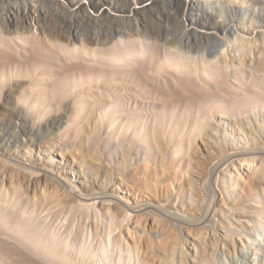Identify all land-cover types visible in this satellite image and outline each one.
I'll return each mask as SVG.
<instances>
[{
  "label": "bare ground",
  "instance_id": "bare-ground-1",
  "mask_svg": "<svg viewBox=\"0 0 264 264\" xmlns=\"http://www.w3.org/2000/svg\"><path fill=\"white\" fill-rule=\"evenodd\" d=\"M6 1L11 11L0 14V81L20 76L34 81L18 98L6 91L2 99L6 88L0 93L16 137L7 142L0 128V169L8 167L5 175L15 177L21 167L53 181L72 199L84 227L70 228L68 218L54 226L38 209L22 204L18 191H7L3 179L0 264H144L140 244L150 228H141L139 217L155 210L168 218L183 217L178 209L171 212L165 204L140 198L144 192L136 176L141 172L146 188L186 181L188 196L181 189L172 194L175 202L187 198L197 206L198 196L208 201L191 223L204 227L202 244L210 236L222 252L200 260L196 243L186 238L180 261L171 264H264V30L259 35L250 29L256 11L248 0ZM106 5L110 10H103ZM178 15L183 28L161 23L170 24ZM201 15L212 30L194 27L196 20L203 23ZM217 19L223 22L219 32L214 30ZM256 45L261 49L258 65ZM103 85L122 91L104 93ZM147 95L158 100L156 105ZM90 123L101 151H107L80 159L77 142L64 139L76 134L88 141L83 133ZM37 145L50 148L40 168L32 157ZM12 146L30 152L27 161L8 158ZM129 156L142 165L125 174V191H96L99 179L87 183L89 171L96 178L99 172L122 174ZM57 158L62 172L70 168L67 173L75 176L79 167L84 181L55 172ZM179 158L183 161L174 160ZM36 184L29 180V188ZM258 189L260 198L254 196ZM217 191L253 203V209L243 207V222L235 224L224 215L227 201ZM222 234L240 256L227 254Z\"/></svg>",
  "mask_w": 264,
  "mask_h": 264
},
{
  "label": "rangeland",
  "instance_id": "rangeland-1",
  "mask_svg": "<svg viewBox=\"0 0 264 264\" xmlns=\"http://www.w3.org/2000/svg\"><path fill=\"white\" fill-rule=\"evenodd\" d=\"M68 4V0H63ZM190 1V0H188ZM149 2H147L148 5ZM88 4V1H87ZM248 5L253 7V10L256 11V19H255V25L253 27H250V29L253 31H258L259 35L261 34V30H264V0H248ZM8 2L6 0H0V14H4L7 12H10L11 9H8ZM238 9V8H237ZM103 10H110L109 5H106ZM204 10V9H203ZM203 10H195V13H201L205 14ZM94 12V10H92ZM204 15H201L202 22L200 23V19L196 20L193 24L195 28L198 29H204V30H212L210 28L211 22L206 21L203 17ZM238 18V17H236ZM235 18V19H236ZM219 20V21H218ZM189 23H191L190 20H188ZM237 22V21H236ZM163 25H167V28L169 25H176L178 24L179 28L182 27V16H177L176 21H172L169 24V21H162ZM205 24V25H204ZM209 25V26H208ZM214 26V25H212ZM216 30L219 32V29L222 28L223 22L220 21V19H217V23H215ZM256 28V29H255ZM249 29V30H250ZM167 36L170 38L172 37L171 34H167ZM192 36V40L194 41V45L196 48H199L201 44L196 40L194 35ZM206 42H211L207 41ZM254 53L255 54V60L257 65L258 62L261 61V49L258 48V46H254ZM262 69V68H261ZM60 76V75H58ZM55 77V76H53ZM34 79L32 76H20L13 80H8L6 83L8 86L6 87V90L3 92L2 99L6 96V91H10L13 96L16 98L22 96L24 93V90L27 88V86L32 85ZM39 85H43L40 84ZM38 85V86H39ZM118 92H115L114 90L109 91L107 89L106 85H103L101 90L105 92H111L112 95L120 94L122 90H120L119 87H115ZM134 89L128 90V92H133ZM147 101H150L151 103H156L158 100L156 98H146ZM5 105L7 103L5 100H3ZM7 101V100H6ZM71 102L72 100H66V102ZM10 106H15L17 103L13 101H9ZM9 113L6 112V109L0 105V128L2 130V134L4 139L8 142L10 140H14L15 134H12L9 127ZM255 121V120H253ZM94 125L90 123V126H87L85 128V132L83 135L86 138H89L88 141L82 138L76 139V134L70 135L69 138H66L64 140H67L71 142L72 144L74 142H77V145H75L77 150V156L80 159L88 158V156H99L101 154L105 155L107 149H103L98 141H95V136L97 134L93 133ZM106 136L105 133H103L102 138ZM204 139L207 141H211L203 135ZM97 142V143H96ZM88 143H91L90 145ZM199 146L203 147L200 141H198ZM82 145V146H81ZM33 151V160L35 161V166H38L40 168V163H45L48 156V151L50 150L49 147H44L43 145H37L34 148ZM9 156L8 158H12L14 161H19L20 163L23 161H27L29 158L30 152H26V150H23V147H20L19 149L15 146H12L10 151L8 152ZM102 156V155H101ZM128 155L126 153L124 158H127ZM131 159L129 160V167H125V171H123L122 174H120V170H116L112 172L111 174H106L105 172H99L98 177L96 178V175H92V173L89 171L87 173V183L90 184V182H96V179H99V183H96L95 190L96 191H103L107 189L109 193H113L116 191L123 190L125 191L126 188L124 185H122V179H125V174L130 175L134 170L139 169L141 167H136L142 164H139L136 160L133 159L134 156H129ZM96 158V157H95ZM103 160L104 157H102ZM197 159H199V155L196 156ZM67 159H69L71 162H73V155L68 152ZM176 162L183 161L182 158L174 159ZM127 161V160H126ZM56 162V161H55ZM58 160L55 166H53V170L55 172H59L61 177L68 176L70 179L77 178L79 180L84 181L83 172L80 170L79 167H77V171L75 173V176L68 174V170L70 168H67L66 172H62L60 170L61 165L58 166ZM196 163H199L198 161ZM103 165V164H101ZM18 170L14 172L15 177H10L9 175H5V169L9 170L8 167L4 169H0V182L4 179V185L6 187L7 191H10L11 193H15L14 191H18L20 195H22L21 203L24 204L27 207H30V210L32 209H38V212L40 216H42L43 219H52L54 221V226L58 227L61 226V224L68 218V223L70 224V228L72 226H76L78 229H81L84 227V220L81 216L80 212L75 210L72 207V199L69 196L62 195L61 192H59L56 187L55 183L51 180L48 181V179L43 175H32L31 173L25 172L21 167H17ZM88 171V170H87ZM27 173V174H26ZM37 181L36 188L32 189L29 188V180ZM136 179L139 181V185L143 187L144 194L140 195L141 199H147L149 201H152L155 204H165L166 208L168 210H171V212H175L176 209L180 211V214H182L183 218L177 219V218H168L163 216L162 214L158 213V211H153L150 213H143L139 217L138 224H140V227L143 228L144 226H147L149 229V232L147 233V238H144L142 240L141 246V252H143L144 257V264H171L173 260L180 261V257L182 256L180 251L181 249H184L187 247V241L186 238L189 240L188 242L191 244L196 243V248L198 250V258L201 260L203 256H206L211 260L214 258V255L216 253L222 252L220 248V243L217 242L219 245H216V242L213 240L212 237L208 236L204 239V243H201V239L206 236L204 234L205 232L202 230L204 227L201 225L192 224L193 222L192 216L194 214L200 215L203 213V207L207 206L208 201H203L198 196V204L197 206L191 205L190 202L186 200L181 202H175L173 195H175L177 192H181V189H183V195L188 196L189 190H188V184L186 181H183L182 183H174L172 186H165V182H163V186L159 185L157 188L149 187L146 188L143 186L145 183V178L143 177V172L139 173L136 176ZM75 185L76 181L73 182ZM78 187H80L78 185ZM171 189V190H170ZM170 190V191H168ZM201 190V188H199ZM262 191L258 189V191L255 190L254 196L258 197ZM173 194V195H172ZM218 197L221 199H225L227 201V206L225 207L224 211L226 212L224 215L228 217L229 219L234 221L235 224H240V222L246 219L245 213L243 211V207L247 205L250 206L251 209H253L250 201L245 199L240 200H233L231 198H227V195L225 191L221 193H218ZM260 198V197H258ZM137 201V200H135ZM141 202V200H140ZM249 208V209H250ZM218 215V213H217ZM218 218H221L218 216ZM141 220V221H140ZM222 220V218H221ZM137 220H135L136 226ZM190 233V235H189ZM219 233H223V231H219ZM234 237V236H232ZM219 239L221 242H223L225 249L227 250V254L231 257H235V255L240 256L239 249L235 251L233 249V246H230V241L227 240L223 234L219 236Z\"/></svg>",
  "mask_w": 264,
  "mask_h": 264
},
{
  "label": "clouds",
  "instance_id": "clouds-1",
  "mask_svg": "<svg viewBox=\"0 0 264 264\" xmlns=\"http://www.w3.org/2000/svg\"><path fill=\"white\" fill-rule=\"evenodd\" d=\"M8 86V84L7 83H5V82H2V81H0V93H2V91L6 88ZM18 103H19V99H18ZM27 111H28V113H29V115H32V116H35L36 115V113L32 110V109H27ZM39 120H42L43 119V117H37Z\"/></svg>",
  "mask_w": 264,
  "mask_h": 264
}]
</instances>
